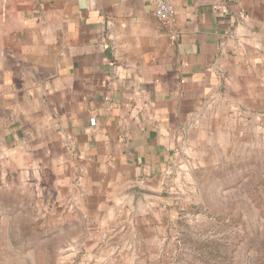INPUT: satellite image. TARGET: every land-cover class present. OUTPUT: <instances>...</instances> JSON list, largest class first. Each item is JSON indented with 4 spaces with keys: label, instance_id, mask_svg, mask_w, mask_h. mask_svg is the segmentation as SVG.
<instances>
[{
    "label": "crops",
    "instance_id": "crops-1",
    "mask_svg": "<svg viewBox=\"0 0 264 264\" xmlns=\"http://www.w3.org/2000/svg\"><path fill=\"white\" fill-rule=\"evenodd\" d=\"M168 2L0 0V170L88 225L151 222L185 156L264 129V0Z\"/></svg>",
    "mask_w": 264,
    "mask_h": 264
},
{
    "label": "rangeland",
    "instance_id": "rangeland-1",
    "mask_svg": "<svg viewBox=\"0 0 264 264\" xmlns=\"http://www.w3.org/2000/svg\"><path fill=\"white\" fill-rule=\"evenodd\" d=\"M226 133L171 170L169 211L151 222L88 225L57 191L0 170V264H264V129Z\"/></svg>",
    "mask_w": 264,
    "mask_h": 264
},
{
    "label": "built area",
    "instance_id": "built-area-1",
    "mask_svg": "<svg viewBox=\"0 0 264 264\" xmlns=\"http://www.w3.org/2000/svg\"><path fill=\"white\" fill-rule=\"evenodd\" d=\"M155 18L162 23H169L173 18V10L168 0H152ZM90 124L94 125V120Z\"/></svg>",
    "mask_w": 264,
    "mask_h": 264
}]
</instances>
